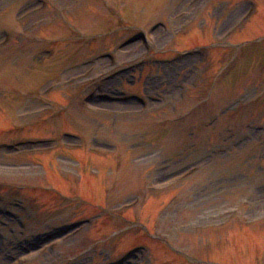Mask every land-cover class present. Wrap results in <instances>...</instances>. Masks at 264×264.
<instances>
[{"label":"rangeland","instance_id":"rangeland-1","mask_svg":"<svg viewBox=\"0 0 264 264\" xmlns=\"http://www.w3.org/2000/svg\"><path fill=\"white\" fill-rule=\"evenodd\" d=\"M0 264H264V0H0Z\"/></svg>","mask_w":264,"mask_h":264}]
</instances>
